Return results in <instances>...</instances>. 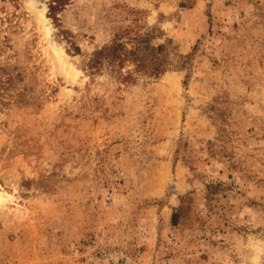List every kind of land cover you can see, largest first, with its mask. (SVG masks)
Masks as SVG:
<instances>
[{
    "label": "rangeland",
    "instance_id": "374dc122",
    "mask_svg": "<svg viewBox=\"0 0 264 264\" xmlns=\"http://www.w3.org/2000/svg\"><path fill=\"white\" fill-rule=\"evenodd\" d=\"M57 16L0 0V264H264V0Z\"/></svg>",
    "mask_w": 264,
    "mask_h": 264
},
{
    "label": "trees",
    "instance_id": "16d2710c",
    "mask_svg": "<svg viewBox=\"0 0 264 264\" xmlns=\"http://www.w3.org/2000/svg\"><path fill=\"white\" fill-rule=\"evenodd\" d=\"M68 0H48V14L54 19L59 20L57 13L64 7ZM122 43L117 41V39L113 40L112 43L102 46L98 50H96L92 57L90 58V65L91 66H99V64L107 61L108 63H112L114 61L122 62L123 56L125 55L122 52ZM160 47H156L158 50ZM134 50H129V53H133ZM136 60L137 65H142L143 62L141 59L134 57ZM156 67L155 69H157Z\"/></svg>",
    "mask_w": 264,
    "mask_h": 264
}]
</instances>
